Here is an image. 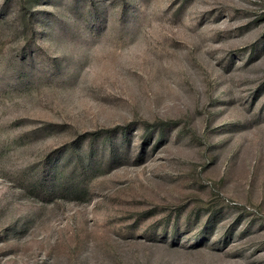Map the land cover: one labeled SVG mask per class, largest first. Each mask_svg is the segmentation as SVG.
Here are the masks:
<instances>
[{"label": "rangeland", "instance_id": "obj_1", "mask_svg": "<svg viewBox=\"0 0 264 264\" xmlns=\"http://www.w3.org/2000/svg\"><path fill=\"white\" fill-rule=\"evenodd\" d=\"M0 264H264V0H0Z\"/></svg>", "mask_w": 264, "mask_h": 264}]
</instances>
